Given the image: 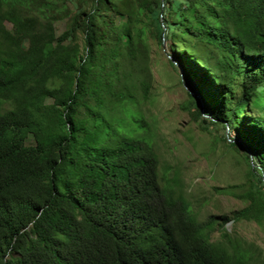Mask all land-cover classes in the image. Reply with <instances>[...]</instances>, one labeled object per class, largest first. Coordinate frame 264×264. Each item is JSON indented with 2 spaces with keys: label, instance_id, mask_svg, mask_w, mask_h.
Instances as JSON below:
<instances>
[{
  "label": "trees",
  "instance_id": "16d2710c",
  "mask_svg": "<svg viewBox=\"0 0 264 264\" xmlns=\"http://www.w3.org/2000/svg\"><path fill=\"white\" fill-rule=\"evenodd\" d=\"M148 36L200 96L191 119L257 163L233 221L262 222L264 0H0V264L262 260L226 218L199 221L160 160L140 109Z\"/></svg>",
  "mask_w": 264,
  "mask_h": 264
},
{
  "label": "rangeland",
  "instance_id": "374dc122",
  "mask_svg": "<svg viewBox=\"0 0 264 264\" xmlns=\"http://www.w3.org/2000/svg\"><path fill=\"white\" fill-rule=\"evenodd\" d=\"M67 24L68 19L55 23L56 34L62 33ZM6 27L10 29L9 24ZM148 47L151 87L140 109L150 126L160 160L178 167L198 220L214 216L221 223L226 218L225 232L245 247L252 244L257 248L262 259L257 264H264V217L260 223L233 221L234 213L248 205L236 195L248 189L249 179L254 178L252 167L258 169L257 163L245 157L243 148L233 150L224 143L235 140L230 130L218 126L214 132L212 127L214 133L210 134L191 119L187 111L190 89L182 83L179 68L169 64L172 58L166 45L161 46L148 36ZM220 234L221 230L215 229L212 238H219Z\"/></svg>",
  "mask_w": 264,
  "mask_h": 264
},
{
  "label": "water",
  "instance_id": "95a60500",
  "mask_svg": "<svg viewBox=\"0 0 264 264\" xmlns=\"http://www.w3.org/2000/svg\"><path fill=\"white\" fill-rule=\"evenodd\" d=\"M163 44H164V42H163ZM188 92H190V91H188ZM190 94H191L192 96H194L195 98H197V100H199V101L201 100L199 95H196L195 93H192V92H190ZM240 147L243 148V149L247 152V154L249 155V153H248L246 147H244L242 144H240Z\"/></svg>",
  "mask_w": 264,
  "mask_h": 264
}]
</instances>
